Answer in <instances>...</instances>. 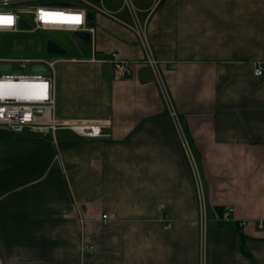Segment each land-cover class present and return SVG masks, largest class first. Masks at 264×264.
<instances>
[{
    "label": "crops",
    "instance_id": "0c3cea01",
    "mask_svg": "<svg viewBox=\"0 0 264 264\" xmlns=\"http://www.w3.org/2000/svg\"><path fill=\"white\" fill-rule=\"evenodd\" d=\"M132 1L155 68L115 78L126 10L54 67L56 119L104 137L0 126V264H264V0Z\"/></svg>",
    "mask_w": 264,
    "mask_h": 264
},
{
    "label": "built area",
    "instance_id": "2783aa9c",
    "mask_svg": "<svg viewBox=\"0 0 264 264\" xmlns=\"http://www.w3.org/2000/svg\"><path fill=\"white\" fill-rule=\"evenodd\" d=\"M95 4L89 0H0V17H11V24L0 21V35H30L38 32H84L90 35L92 40L95 30L93 26L87 25V14L95 11L111 20L125 24L117 17V13L126 10L133 25L132 30L137 34L143 53L139 59L125 61L117 57L115 52L109 54L108 61L112 65L116 79H124L132 76L133 64H146L151 67L157 66L151 46L144 35V25L138 17L140 11L132 0H120L117 10H110L105 6V0ZM57 2L72 4L70 7H59L52 5ZM92 10V11H91ZM49 15H45V14ZM62 14V15H53ZM147 21V18H146ZM21 22L28 27H21ZM130 27V26H129ZM65 60L64 57L47 62L36 58H6L3 62L19 63L21 68L26 63H41L47 65L52 73L43 75L35 73L23 74H1L0 75V126H7L15 133L24 131L49 130L52 133L57 130H68L83 138L104 137V129L109 125L105 121H60L55 117V91H54V66L57 62ZM90 61L102 62V59L91 58ZM257 76L262 74V67L254 69ZM16 85H22L16 87ZM174 115V114H173ZM234 216V208L226 207L222 220L228 221ZM103 221H108L106 215H102ZM204 218L201 220V232H204ZM246 222H240L244 226ZM261 227V225H259ZM168 228V227H167ZM92 246L87 250L91 251Z\"/></svg>",
    "mask_w": 264,
    "mask_h": 264
},
{
    "label": "rangeland",
    "instance_id": "374dc122",
    "mask_svg": "<svg viewBox=\"0 0 264 264\" xmlns=\"http://www.w3.org/2000/svg\"><path fill=\"white\" fill-rule=\"evenodd\" d=\"M95 4L98 1L89 0ZM120 4V0H105V6L108 4ZM111 9V8H110ZM92 11V10H91ZM93 15L96 14L92 11ZM51 39L67 51V55H50L46 53L45 42ZM91 54L90 44H86L78 39L74 33L50 31L38 32L30 35H0V59L6 58H36L47 62L59 57H76L88 58ZM55 67V66H54ZM55 69V68H54ZM23 74L31 75L41 73L43 75H51V69L41 63H26L24 68L19 66V63H10L0 61L1 74Z\"/></svg>",
    "mask_w": 264,
    "mask_h": 264
},
{
    "label": "water",
    "instance_id": "95a60500",
    "mask_svg": "<svg viewBox=\"0 0 264 264\" xmlns=\"http://www.w3.org/2000/svg\"><path fill=\"white\" fill-rule=\"evenodd\" d=\"M52 5L59 6V7L72 6V4L66 3V2H57V3H53ZM87 25L88 26L94 25L93 15L90 12H88L87 14ZM21 27L27 28L28 26L25 23L21 22ZM75 36L86 44H90L91 42V38L88 33L77 32L75 33ZM45 50H46V53L50 55H61V56L67 55V51L51 39L46 40Z\"/></svg>",
    "mask_w": 264,
    "mask_h": 264
},
{
    "label": "snow or ice",
    "instance_id": "6c2138e0",
    "mask_svg": "<svg viewBox=\"0 0 264 264\" xmlns=\"http://www.w3.org/2000/svg\"><path fill=\"white\" fill-rule=\"evenodd\" d=\"M45 15H49V14L46 13ZM53 15H62V14H53ZM0 21H2L5 24H11L12 18L8 16L0 17Z\"/></svg>",
    "mask_w": 264,
    "mask_h": 264
},
{
    "label": "bare ground",
    "instance_id": "6f19581e",
    "mask_svg": "<svg viewBox=\"0 0 264 264\" xmlns=\"http://www.w3.org/2000/svg\"><path fill=\"white\" fill-rule=\"evenodd\" d=\"M19 86H22V85H16V87H19Z\"/></svg>",
    "mask_w": 264,
    "mask_h": 264
}]
</instances>
